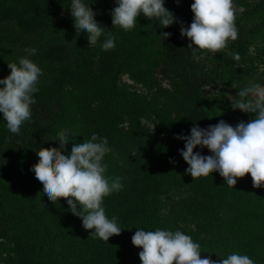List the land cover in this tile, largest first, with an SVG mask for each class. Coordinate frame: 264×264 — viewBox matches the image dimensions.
Here are the masks:
<instances>
[{"label": "trees", "instance_id": "trees-1", "mask_svg": "<svg viewBox=\"0 0 264 264\" xmlns=\"http://www.w3.org/2000/svg\"><path fill=\"white\" fill-rule=\"evenodd\" d=\"M62 2L0 0V20L14 21L24 30H40L46 26L45 19ZM178 6L186 8L179 18L191 20V5L179 0ZM114 7L115 0H110L106 15L95 19L106 29L102 42L98 40L100 46L86 45L87 33L81 32L80 50L72 69L60 67L50 84L33 93L37 102L49 96L57 104L49 125L44 128L35 122L31 111V118L25 123L32 126L36 146L23 151L26 152L23 157L30 160L27 165L30 171L38 162L36 151L60 147L56 139L62 130H67L69 135L64 149L66 155H70L73 143H83L92 133L106 137L113 151L104 157L105 176L120 177L122 189L105 197L102 206L109 219L116 217L122 232L107 242L90 238L94 230L83 227L82 220L68 211L65 200L53 204L46 196L30 222L14 218L0 232V264H142L139 259L142 249L131 242L137 229L182 231L200 244L201 258L210 256L213 261L233 253L250 257L248 243L264 238L247 227L248 222L264 220V206H260L264 197H259L260 188L252 186L250 174L238 179L234 188L228 187L218 172L195 180L185 174L188 165L180 155L185 142L175 137L188 136L193 125L187 116L165 110L163 102L169 96L167 92L162 104L154 100L163 92L160 87L156 89V79L152 76L157 58L156 42L163 28L156 18L149 20L142 13L132 30L113 28L110 12ZM108 30L115 35L116 46L97 67L95 59L100 56L98 49ZM243 51L241 45L232 46L231 52L239 54L238 61L223 55L231 69L238 66ZM122 73L140 84L149 97L118 82ZM154 88L156 94L152 93ZM195 94L198 105L209 118L212 113L205 104H210L219 115L220 119L210 121V125L224 117V122L230 125L228 102L220 97L205 99L199 88ZM142 120L152 124V133ZM5 132L1 129L0 136L4 138ZM194 152L211 155L206 148L197 147ZM181 189L184 196L172 197L173 191ZM257 264L264 262L257 261Z\"/></svg>", "mask_w": 264, "mask_h": 264}, {"label": "clouds", "instance_id": "clouds-1", "mask_svg": "<svg viewBox=\"0 0 264 264\" xmlns=\"http://www.w3.org/2000/svg\"><path fill=\"white\" fill-rule=\"evenodd\" d=\"M111 12L112 26L125 31L136 26L142 13L149 20L156 18L161 28L178 23L172 12L165 8V0H115ZM179 4V0H177ZM71 17L76 32H86L89 45L97 44L105 28L95 20L96 13L83 0H71ZM193 20L188 27L181 23L180 34L191 43L188 50L195 56L207 50L217 53L227 47L229 40L238 38L235 26L233 0H194L191 4ZM171 33L162 32L158 37L169 39ZM116 37L108 30L101 47L104 51L114 49ZM193 45L196 47L193 48ZM30 55L35 48L25 49ZM233 59L239 54L229 52ZM10 75L0 79V113L7 129L19 134L21 125L31 118V105L35 104L33 93L42 75L41 69L27 56L19 63H8ZM232 109L254 115L247 123L241 121L235 127L223 120L207 128L195 125L190 135L180 134L176 139L185 142L180 155L188 165L185 174L193 180L208 177L218 172L226 185L234 188L238 179L250 174L253 187H264V85L251 83L238 89L235 97L229 95ZM59 148H40L36 151L38 162L30 168L35 178L43 185V194L53 204L63 199L68 211L82 220L86 230H94L90 238L108 241L122 232L113 216L108 218L103 205L105 197L122 189L120 177L106 178L107 164L104 157L113 150L106 137L91 134L83 143H73L70 155L65 154L69 142L67 130L57 133ZM197 147L208 149L211 155L194 152ZM173 162V161H170ZM132 244L142 249L139 259L142 264H254L247 255L233 253L219 261L210 256L201 258L200 244L182 231L137 229Z\"/></svg>", "mask_w": 264, "mask_h": 264}, {"label": "rangeland", "instance_id": "rangeland-1", "mask_svg": "<svg viewBox=\"0 0 264 264\" xmlns=\"http://www.w3.org/2000/svg\"><path fill=\"white\" fill-rule=\"evenodd\" d=\"M83 2L92 7L96 13L95 19L104 17L110 5V0H83ZM186 2L191 5L194 0H186ZM70 5L71 0H63L56 6L54 13L45 19L46 26L40 30H24L14 21L0 20V79L10 75L8 63L18 64L19 59L25 56L42 71L36 85L38 90L45 88L57 77L60 67L72 69L74 59L80 50L81 33L76 32L74 28ZM164 6L174 14L178 23L163 28V32L171 33L169 39L160 38L156 42L157 58L152 76L156 79V89L160 87L163 92H160L154 100H160L162 104L167 92L169 96L163 102L166 111L172 114L180 113L187 116L193 126L195 124L200 128H207L210 121L217 122L220 118L216 109H212L210 104H205V107L212 113V118H209L205 110L198 105L196 88H199L205 99L220 97L231 105L229 95L235 97L238 89L251 83L264 85V0H233L238 38L235 41L229 40L227 47L220 52L213 54L204 50L195 56L191 50H188L191 41L180 34L181 23L184 27H188L193 17L184 21L179 18L185 13L186 8L179 7L177 0H165ZM104 37L105 34L98 40L102 42ZM86 41L85 44L89 45V41ZM240 45L244 48L243 58L237 67L231 69L223 55L231 52L232 46ZM94 46H100L98 41ZM195 47L193 45V48ZM31 48H35L36 53L29 56L25 49ZM98 52L100 56L95 59L97 67L101 66L102 61L111 51H104L100 47ZM118 82L128 85L131 90L144 96L147 93L126 73L119 75ZM156 89H152V93L156 94ZM146 97H149V94ZM56 104L54 97L45 96L43 101H35V104L31 105L35 122L42 128L49 125ZM230 115L232 116L230 125L233 127L241 121L247 123L254 119L253 114L234 111L232 107ZM141 122L150 129V133L153 132V126L149 121ZM31 127L30 123L24 122L20 133L13 134L7 129L3 114L0 113V132L3 128L6 130V136L4 138L0 136V232L9 227L14 218L30 222L34 211L45 201L43 185L35 178L34 172L27 170V165L31 162L23 157L26 153L23 151L36 146ZM259 191V197L261 195L264 197V187ZM184 195L182 189L172 192L174 198ZM260 206H264V200ZM247 227L264 237V220L248 222ZM248 244L250 258L254 259L256 264L257 261L264 262V238Z\"/></svg>", "mask_w": 264, "mask_h": 264}]
</instances>
